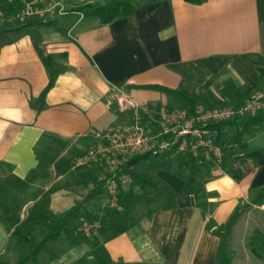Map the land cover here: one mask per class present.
I'll list each match as a JSON object with an SVG mask.
<instances>
[{
	"label": "crops",
	"instance_id": "0c3cea01",
	"mask_svg": "<svg viewBox=\"0 0 264 264\" xmlns=\"http://www.w3.org/2000/svg\"><path fill=\"white\" fill-rule=\"evenodd\" d=\"M40 48L61 69L40 112L31 101L49 78L30 37L0 48L3 255L40 241L47 226H55L104 177L101 167L80 160L101 144L97 133L128 118L116 106L107 107L112 86L157 112L173 102L146 87L194 95L207 88L218 95L223 84L243 85L246 76L254 75L260 63L250 56H264V0H208L199 6L166 0L140 6L132 17L110 24L83 13L68 30H44ZM48 147L54 160L46 167ZM249 147L229 161L227 172L218 167L202 178L204 206L184 193L178 175L150 161L140 164L137 171L163 192L153 197L158 205L147 204L143 189L130 177L122 184L117 214V208L96 214L101 199L88 204L90 218L104 226L82 256V245L71 243L68 252L77 254L72 264H91L98 250L106 264H217L221 226L249 202L252 191L264 188V133ZM251 211L264 222V204Z\"/></svg>",
	"mask_w": 264,
	"mask_h": 264
},
{
	"label": "trees",
	"instance_id": "16d2710c",
	"mask_svg": "<svg viewBox=\"0 0 264 264\" xmlns=\"http://www.w3.org/2000/svg\"><path fill=\"white\" fill-rule=\"evenodd\" d=\"M166 0H114L105 4H97L94 1L90 4L81 7L79 11L86 13L88 17L99 20L101 24H110L120 18L132 17L135 11L143 5L153 4ZM191 5H202L208 0H184ZM2 10L8 19L11 18L14 10L10 6H3ZM76 20L75 16L66 17L61 20H54L49 23H41L37 20H29L17 27L6 29L0 33V48L4 45L13 44L19 39L28 36L30 37L34 48L36 49L44 67L47 70L49 82L37 99L31 101V105L38 112L46 107V97L55 85L56 79L61 72L58 62L52 55H45L40 48L42 40V32L44 30H57L63 32L70 29ZM63 22V23H62ZM260 65L256 69L254 75H248L244 79L243 85H238L234 82H229L228 87L220 96L216 95L210 89H205L201 94L194 95L185 90H170L158 86H149L146 89L158 90L165 93L174 102H179L193 113L195 107L200 105L206 110L217 107H235L240 108L247 102L254 99L258 92L264 89V56L251 55ZM264 100V98H263ZM207 130L213 139V143L221 151L220 168L227 172L230 164L237 156L249 152V141L257 135L264 133V113L259 112L256 115H246L243 117H235L231 120L212 123L207 126ZM51 139L50 137H48ZM39 148L36 147V151ZM49 153L46 154V167L53 163L54 157L50 147ZM195 157L188 152L186 155L173 156L174 152H168L160 156H152L151 154H141L131 158L125 165L120 168L121 173L127 174L135 182L139 183L144 191V200L147 204H151L153 197L161 195L163 192H157V186L151 182L149 177L142 175L137 171V166L152 162L156 168H162L181 177L184 182V193L194 196L199 206L201 199H205V194L202 189L201 180L205 176L210 178L214 168L218 169L217 160L212 155L210 160H206L201 150L198 151ZM39 155V151H38ZM43 162V161H42ZM188 164V175L185 176L183 171L175 169L176 165ZM104 172V170H103ZM105 175V173H104ZM93 189L80 202L76 203L70 211L60 217L55 226H47V232L38 242V244L30 251V253H22L15 264H39L38 257L44 252H48L50 244H55L61 239L62 235L68 236L72 242L77 243L78 239L72 238L71 231L74 230L76 224L81 221L91 222L88 204L95 200H100L104 196L103 180H95ZM152 190H155L153 193ZM122 185L119 189V203L122 199ZM206 203V201H205ZM204 203V205H205ZM264 204V188L252 191L250 193L249 202L235 209L228 221L221 226L219 231L220 249L217 255V264H231L230 238L233 228L242 215L250 210L253 206ZM86 221V222H87ZM86 239V237H82ZM89 241V240H88ZM246 247L253 257L264 263V232L255 229L246 240ZM0 264H10L7 261H0Z\"/></svg>",
	"mask_w": 264,
	"mask_h": 264
},
{
	"label": "built area",
	"instance_id": "2783aa9c",
	"mask_svg": "<svg viewBox=\"0 0 264 264\" xmlns=\"http://www.w3.org/2000/svg\"><path fill=\"white\" fill-rule=\"evenodd\" d=\"M92 2L93 0H0V14H5L3 6H10L14 10L10 18L12 22L37 20L45 24L71 16L81 18L83 13L79 9ZM263 98L262 95H257L240 108L217 107L206 110L197 105L193 113H189L186 107L173 110L162 108L154 112L137 103L125 90L112 86L107 95V107L116 106L118 112L127 114L128 118L97 133L96 138L101 144L91 147L80 164L105 168V191L101 198L103 208H117L120 185L129 179L127 174L121 173L120 168L131 158L141 154L160 156L168 152H174V157L188 152L196 157L201 150L206 160H210L213 155L220 167L222 154L214 145L207 126L235 117L256 115L264 111ZM98 228L99 225L95 222L87 226L84 232L89 236L90 232Z\"/></svg>",
	"mask_w": 264,
	"mask_h": 264
},
{
	"label": "rangeland",
	"instance_id": "374dc122",
	"mask_svg": "<svg viewBox=\"0 0 264 264\" xmlns=\"http://www.w3.org/2000/svg\"><path fill=\"white\" fill-rule=\"evenodd\" d=\"M94 1L97 4H105V3L112 2L114 0H94ZM19 25H21L20 22H17V21L12 22L11 19H8L5 14H0V33L6 29L17 27ZM227 87H228V84H223L222 88L216 89L218 96L222 95ZM257 95H262V97H264V89L262 91L258 92ZM168 101L173 102V105L171 107L166 108L168 110H173V109L184 107V105H181V103H179V102H174V100H172L171 98H168ZM262 112L264 113V111H262ZM85 166L90 167V166H93V164L92 165L86 164ZM94 166H96V165H94ZM174 167H175V169H178L179 171L181 169L185 176L188 175V168H189L188 164H183V165L177 164ZM101 169H103L104 173L106 174L105 168L101 167ZM229 171H228V173H229ZM104 173H103V175H104ZM104 178L105 177H103L102 180ZM0 185H4V184L0 183ZM138 185H139V183H138ZM157 202L158 201L152 202V204L158 205ZM200 203L202 206H204L205 199L204 198L201 199ZM118 209L119 208L117 207V209L114 210V211H116V214L118 213L117 212ZM112 210L113 209H111V208H107V209L103 208L102 201H101V204L98 203V206H96V208H95L96 214H103V215L105 214V211L111 212ZM114 211H112V212H114ZM249 211L250 210L246 211L242 215V217L239 219V223L237 224V226H234V228H233V232H232V235L230 238V250L232 252L231 264H264L263 262L257 260L255 257H253L246 247V240H247L248 236L251 235L255 229H259V230L264 232L263 220L258 218L254 211H251V212H249ZM140 213H138V214H140ZM91 219H92L91 222H89V220L88 221L86 220L87 222L81 221L80 223L76 224L74 230L71 231L72 238L75 237V239H78V242H79L78 244L82 245L81 246L82 250H80L82 252H80V254H78L81 256H82L83 252L89 247L88 242H91V240L96 236V234L98 232H100L102 226H104V224H102L100 221L98 223L97 221H94V218H91ZM95 222L98 223L99 228L93 232H90V235L87 236L84 232V229L87 226L94 224ZM260 222H262V224ZM122 225L123 224L120 223L117 226H114L112 230L118 229ZM106 226H107V224H106ZM45 234H46V232L44 233V235ZM82 237H86V239H83ZM38 242L39 241L31 240L28 243V248L26 247L27 249L24 248V250H20V251L19 250L7 251L6 254L4 253V255L0 251V253H1L0 254V261H7L10 264H15L17 262L20 254L30 253V251L38 244ZM71 243H72L71 239L68 236H65L63 234L61 239H59V241L57 243L49 245L47 253L44 252V253L39 255V257H38L39 264H72V261L75 260L74 258H76L77 254L76 255L71 254L73 251L68 252L69 251L68 247L71 245ZM71 247H72V245H71ZM5 255L7 257H5ZM96 257H97L96 261H92L91 264H106L107 263L106 262V256L104 255V252H102V250H98V252L96 253Z\"/></svg>",
	"mask_w": 264,
	"mask_h": 264
}]
</instances>
